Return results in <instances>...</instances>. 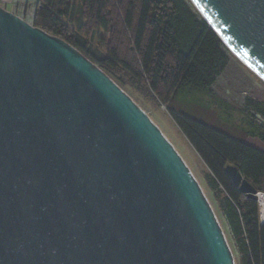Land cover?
Listing matches in <instances>:
<instances>
[{
  "label": "water",
  "instance_id": "1",
  "mask_svg": "<svg viewBox=\"0 0 264 264\" xmlns=\"http://www.w3.org/2000/svg\"><path fill=\"white\" fill-rule=\"evenodd\" d=\"M264 81V0H189ZM246 199L258 193L233 165ZM0 264H236L156 124L65 41L0 7Z\"/></svg>",
  "mask_w": 264,
  "mask_h": 264
},
{
  "label": "trees",
  "instance_id": "2",
  "mask_svg": "<svg viewBox=\"0 0 264 264\" xmlns=\"http://www.w3.org/2000/svg\"><path fill=\"white\" fill-rule=\"evenodd\" d=\"M32 26L75 48L141 108L148 97L166 106L208 171L236 264H264L259 206L225 173L235 166L264 194V153L246 142L264 144V103L245 97L233 111L214 94L230 54L190 1L83 0L78 7L72 0H37Z\"/></svg>",
  "mask_w": 264,
  "mask_h": 264
},
{
  "label": "rangeland",
  "instance_id": "3",
  "mask_svg": "<svg viewBox=\"0 0 264 264\" xmlns=\"http://www.w3.org/2000/svg\"><path fill=\"white\" fill-rule=\"evenodd\" d=\"M78 7L81 6L83 0H72ZM32 25V22L30 23ZM84 26V23H83ZM71 30L78 32L75 26H71ZM90 32H88L89 34ZM97 36H102V33L98 32ZM90 44L96 46L97 40H89V35L85 36ZM230 59L227 68L223 74L217 78L214 86V94L225 101L233 108V111H237L243 106L244 98L250 97L259 102L264 103V82L261 81L255 74H253L247 67H245L229 50ZM144 102L143 108L138 104H135L144 111V113L156 124L162 134L168 139L172 146L176 149L181 156L187 167L190 169L197 182L201 186L206 198L212 206L214 213L222 227V230L226 236L228 245L235 255L232 244L229 241L225 227L221 218L217 214L216 201L213 193L207 188L206 176L208 171L201 160L198 158L192 147L189 145L184 136L177 129L176 125L167 113L166 106H163L151 98H142ZM263 123V121H260ZM249 142L255 144L256 148L264 153V144L255 140L249 139ZM261 209L264 208L261 206ZM235 258V256H234Z\"/></svg>",
  "mask_w": 264,
  "mask_h": 264
},
{
  "label": "crops",
  "instance_id": "4",
  "mask_svg": "<svg viewBox=\"0 0 264 264\" xmlns=\"http://www.w3.org/2000/svg\"><path fill=\"white\" fill-rule=\"evenodd\" d=\"M37 0H0V7L16 17L31 23L34 18ZM248 145L255 147V144L246 141Z\"/></svg>",
  "mask_w": 264,
  "mask_h": 264
},
{
  "label": "built area",
  "instance_id": "5",
  "mask_svg": "<svg viewBox=\"0 0 264 264\" xmlns=\"http://www.w3.org/2000/svg\"><path fill=\"white\" fill-rule=\"evenodd\" d=\"M260 200H261L262 203H264V194L263 193H258V201H257V204L259 206V221H260V224H264V213L261 212Z\"/></svg>",
  "mask_w": 264,
  "mask_h": 264
},
{
  "label": "bare ground",
  "instance_id": "6",
  "mask_svg": "<svg viewBox=\"0 0 264 264\" xmlns=\"http://www.w3.org/2000/svg\"><path fill=\"white\" fill-rule=\"evenodd\" d=\"M235 56V55H234ZM236 57V56H235ZM245 67H247L238 57H236ZM261 81H263L262 79H260ZM264 82V81H263ZM260 204H261V206L264 208V203H262L261 202V200H260ZM261 212H263L264 213V210H262L261 209Z\"/></svg>",
  "mask_w": 264,
  "mask_h": 264
}]
</instances>
